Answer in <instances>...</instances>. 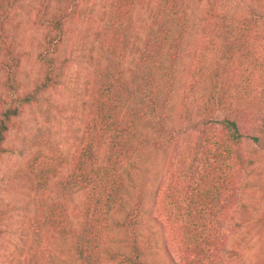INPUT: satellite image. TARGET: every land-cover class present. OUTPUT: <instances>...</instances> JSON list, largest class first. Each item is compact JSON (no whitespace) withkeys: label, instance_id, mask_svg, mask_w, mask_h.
Here are the masks:
<instances>
[{"label":"trees","instance_id":"trees-1","mask_svg":"<svg viewBox=\"0 0 264 264\" xmlns=\"http://www.w3.org/2000/svg\"><path fill=\"white\" fill-rule=\"evenodd\" d=\"M23 1L0 0V162L9 132L68 63L59 53L75 0H37L40 70L23 87ZM98 23L81 136L69 156L35 157L23 175L31 235L15 264H149L148 194L136 181L157 159L153 219L170 264H228L264 237V210L243 203L245 142L264 145V0H104Z\"/></svg>","mask_w":264,"mask_h":264},{"label":"rangeland","instance_id":"rangeland-1","mask_svg":"<svg viewBox=\"0 0 264 264\" xmlns=\"http://www.w3.org/2000/svg\"><path fill=\"white\" fill-rule=\"evenodd\" d=\"M36 2L24 0L16 17L21 55L19 79L24 88L32 85L40 70L37 52L42 28L35 16ZM103 3L104 0H75L72 6L74 13L66 24L65 39L60 47L59 58L68 61L60 84L43 93L36 104L28 107L18 120L19 129L9 132L6 140L8 151L0 162V210L6 211L1 224L0 264H15L30 239L27 220L32 213V203L22 179L27 165L35 157L39 161L53 162L69 156L81 136L88 100L87 81L97 56L93 33L99 24ZM172 117L173 122L178 118V104ZM259 126L261 132L257 131V135L264 140V122ZM178 128L181 130L182 125ZM245 150L249 162L243 180V203L255 215L264 210V145L246 140ZM164 172L165 161L157 159L154 164L142 168L136 181L137 187L144 184L148 194L140 231L149 246V264H170L166 233L153 219L158 213L152 199ZM244 232L245 229L240 228L236 237ZM241 247L240 257L234 253L228 257L233 248L230 246L228 264H257L259 259L264 263V237L250 239Z\"/></svg>","mask_w":264,"mask_h":264}]
</instances>
